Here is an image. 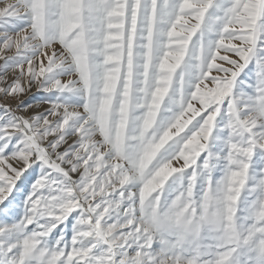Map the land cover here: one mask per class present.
<instances>
[{"label": "snow or ice", "instance_id": "6c2138e0", "mask_svg": "<svg viewBox=\"0 0 264 264\" xmlns=\"http://www.w3.org/2000/svg\"><path fill=\"white\" fill-rule=\"evenodd\" d=\"M0 264H264V0H0Z\"/></svg>", "mask_w": 264, "mask_h": 264}]
</instances>
